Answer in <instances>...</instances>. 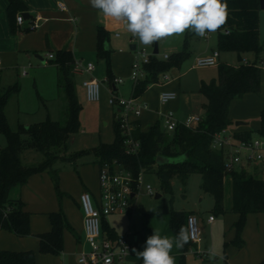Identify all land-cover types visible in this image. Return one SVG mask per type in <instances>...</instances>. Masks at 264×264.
Segmentation results:
<instances>
[{"label":"trees","instance_id":"obj_1","mask_svg":"<svg viewBox=\"0 0 264 264\" xmlns=\"http://www.w3.org/2000/svg\"><path fill=\"white\" fill-rule=\"evenodd\" d=\"M8 15L12 32L18 29L16 16L28 10L23 0H7ZM262 0H226L228 17L226 23L218 30L217 49L220 52L254 53L256 57L264 51V43L260 37V13ZM98 56L106 59L107 75L113 81L111 69V52L106 47L109 32L98 26ZM188 50L180 52L172 62L159 60L156 55L151 57L146 65V78L134 83V94L143 95L148 86L159 82V75L165 73L180 63L189 55ZM54 62L60 69L59 83L63 87L68 99V112L65 121L46 119L28 127L20 126L13 130L6 118V106L13 94H18L20 86H1L0 73V131L7 138V145L0 148V227L18 237L32 235L31 213L24 209L21 198H12L15 187L23 186L36 173H47L52 179L58 196L61 197L59 169L55 163L63 161L73 163L75 159L85 154H93L99 168L104 163L121 164V167L138 174L156 168L165 190L170 191V180L174 176L186 178L192 173H200L203 177L202 189L212 195L216 201V211L227 212L225 207L226 180L232 188V203L230 211L239 214L236 223L239 244H242L240 234L245 226L247 215L250 213H264V178L262 171L249 173L245 168L226 170L225 156L222 150L212 148L213 135L223 129L230 128L234 123L230 118V107L235 100L243 98L248 93H259L262 88V68L256 61L237 65L220 62L218 75L209 81L202 80L200 93L205 102L203 108L205 116L193 128L179 125L175 131L169 133L162 121L156 122L148 130H142L140 121L134 120L133 138L140 142V148L134 154H127L124 136L120 124L115 120V140L112 143H100L86 151H79L69 156H63L68 151L70 138L80 131V111L82 105L76 91L73 75L75 57L72 51L61 49L56 52ZM261 122L258 131H236L237 140H251L254 136L264 137V108L260 113ZM34 148L43 153V160L37 164L23 162L22 154L25 150ZM159 155L176 157L185 155V160L177 164L157 165ZM135 200L133 199V203ZM10 210L7 212V209ZM193 213L171 211L169 226L173 233L184 226L188 231V217ZM149 222L151 214L145 213ZM51 229L38 234L40 252L44 254L60 255L64 251V231L70 230L77 237L62 209L49 213ZM103 230L110 238H117L114 228L107 223ZM196 246L190 238L180 247L179 264H187V253ZM0 264H39L33 250L0 249ZM138 264H142L139 258ZM260 264H264V259Z\"/></svg>","mask_w":264,"mask_h":264},{"label":"rangeland","instance_id":"obj_2","mask_svg":"<svg viewBox=\"0 0 264 264\" xmlns=\"http://www.w3.org/2000/svg\"><path fill=\"white\" fill-rule=\"evenodd\" d=\"M260 30L261 40L264 43V10L261 13ZM113 33H115L114 30ZM113 33L109 32L111 69L125 79V84L119 86V97L128 99L132 95L134 81L127 75V71L132 67V63L138 59V50L145 49L148 54L156 55L159 60L172 62L180 52L186 49L190 52L188 57L179 66H173L166 71L175 79L169 82L150 84L148 90L141 97L150 106H159L160 108L162 107L158 102L160 92L171 89L169 87L164 88V84L172 85L174 88H180V91L177 89L178 99L186 96L190 100L191 106L188 111L190 114L199 113L202 118L205 116V110L202 106L205 99L200 93L199 83L202 79L209 81L216 78L218 67H196L194 65L197 57L202 56L200 52L210 49L211 52L218 50L215 47L218 31L210 34L208 39L195 36L191 32L162 39L157 43V54H154L155 44L151 47H145L126 31L123 32V37L117 40ZM131 44L136 45V50H131ZM165 55H168L169 58L166 59ZM220 56L222 60L232 62H237L238 58L234 52H220ZM85 62L95 64L94 76L97 80L103 81L107 77V61L98 56V53L93 58H87ZM36 68L42 69L43 67L33 57L32 62L27 61L21 67H2L0 70L2 87L13 86L17 83L20 86L19 93L10 97L5 110L6 118L13 130L19 129L20 126L28 127L40 123L48 118L59 121L67 119L68 99L63 87L58 83L55 91L51 84L55 76L52 78L51 72L46 69L43 71L40 69L38 81L35 82ZM24 69L29 71L31 75H22ZM57 71L60 78V69L58 68ZM172 90L176 89L170 91ZM77 94L82 105L79 116L80 132L71 138L68 151L63 156L86 151L100 143H112L115 140L114 125L117 107L114 108L110 104V96L107 90L102 87L99 102L87 101L83 90L78 88ZM245 96L235 100L231 106L230 112L234 123L230 129L233 132L238 129L235 124L238 120L248 122V127L254 131L260 129L259 117L263 108L261 109L254 100H248V97ZM162 108L168 110V107L163 106ZM242 115H247V118H240ZM6 145L7 138L0 131V148ZM22 158L26 164L37 165L43 160L44 155L42 152L30 148L24 151ZM54 167L60 171L61 197L58 196L52 179L41 173L32 175L25 185L15 187L11 193L12 198L21 197L25 203V208L33 212L32 224L35 227H43L49 224L48 211L59 209L64 212L75 211L80 194L84 190H91L95 194L99 193V165L93 154L82 155L73 163H65L63 159H60ZM242 168L248 172L252 171L251 168L247 169L245 166ZM144 173L145 180L153 186L155 195H149L146 190H142L132 209L124 213H114L108 217L109 225L114 228L118 236L128 234V240L133 249L142 251L147 237L153 234V230L161 236L174 239L176 235L169 226L170 213L174 210L191 212L200 217L201 241L187 253V264H260L263 261L264 213L247 215L245 226L240 234L242 240L240 245L237 238L238 227L236 226L239 214L230 211L232 188L229 178L226 180L228 184L225 189L224 202L227 212L217 213L215 198L202 189L203 177L200 173H192L186 180L180 176H174L170 180V191L165 190L156 168ZM156 194H160V197H156ZM153 209L156 211H151ZM145 213L151 214L149 222ZM211 215L214 216V220L210 223L209 217ZM0 243L5 246L11 245L8 240L1 238ZM212 248H215L223 256V259L220 256L210 258L209 250ZM133 249L130 255L126 256L127 259L125 258L126 264H137L138 262L139 256L135 255ZM171 254L175 264H179L180 247L174 246Z\"/></svg>","mask_w":264,"mask_h":264},{"label":"crops","instance_id":"obj_3","mask_svg":"<svg viewBox=\"0 0 264 264\" xmlns=\"http://www.w3.org/2000/svg\"><path fill=\"white\" fill-rule=\"evenodd\" d=\"M23 1L27 5L28 7L27 11L30 12V14H32V17L29 18L27 21H24L22 26L17 23L18 29L14 33L11 30V26L9 22L8 1L0 0V70L2 67H9V68L21 67L27 61L32 62L33 57H35L43 67L42 69L36 68L37 69L36 76L34 77L35 82L38 81L41 70L42 71L44 69L49 70L52 74V78H54L55 76V79L51 81V84L54 86L55 91L57 90L59 83L58 80L59 75L57 73L59 67L58 64L54 62L55 58L54 59L48 58V54L56 55V52L58 50L68 49L73 52L75 61H79L82 66H86L89 62L86 63L85 60L87 58H93L98 53L97 52L98 26L100 25L103 26L111 34L113 33L114 30L115 33L113 34L115 35L114 37H116L117 40L123 37V32L125 31L123 25L117 23L111 18H105L103 15L98 13L96 9L92 8L89 3V0H63L67 5V10L65 11L61 10L58 7V3H57L58 0H23ZM263 10L264 9L261 10V13ZM261 13H260V21H261ZM25 23L28 24L27 27L24 26ZM260 34H261V30H260ZM217 42H218V35H217ZM107 44H108L107 48L110 49L109 40ZM215 47H217V44L215 45ZM120 52H122V49H120ZM211 53H212L211 49L200 52V54L202 55H209ZM263 53L264 51L259 55V57H256L255 54L251 52L241 53V56L243 58V61L241 62L248 63L257 60V62L262 68V88L260 93L248 94L245 96L248 97V100L250 99L254 100L258 104V106L261 107V109L264 108ZM234 54L237 53L234 52ZM37 56L41 57L42 60L44 61L39 59ZM220 62H225L233 65H237L241 63L239 62L238 58H237V62H232V61L222 60L221 56L219 57V63ZM94 70H95V64H94V69L90 72L84 70L80 72H73L75 84H76V91L77 88L79 90H83L85 97H86V93H85V88L83 86V82L85 80L96 78L94 76ZM24 71H22V75L24 76L31 75L29 71H26L27 73L24 74L23 73ZM112 73L114 75V78L120 77L113 70ZM130 73H131V67L130 70L127 71V75L130 76ZM169 76H170L169 81H173L175 79L172 75L169 74ZM124 84H125V79L123 83L114 84L113 81L109 80L107 75V77L104 78L103 81H101V89L102 87H104L109 93V96H111V93H114L116 96L119 97V86ZM132 85H133L132 86L133 91L131 92V94H133L134 92V83ZM165 87L176 89L172 91L177 93V98L170 101L166 105H162L158 97V102L160 106L168 107V110H173L175 112V115L179 119H184L186 116L190 114L188 112L191 106L190 100L186 96H182L181 98L178 99L179 94L177 92V89L180 91V88L177 87L174 88V86L168 84H164V88ZM171 89H165L164 91H170ZM162 92H160V94ZM162 107L159 108V106H150V108L145 110L140 117L138 118L133 117V119L140 121V127L142 130H148L156 122L163 121L162 114L166 112L167 109L165 110ZM230 118L232 119L231 112H230ZM240 118H247V115H242V117ZM115 120H116V113H115ZM248 125L249 123L247 125L239 126L236 131L252 130L248 127ZM260 126H261V122H260ZM64 162L68 163L66 161ZM254 171H258V172L262 171V165L256 166ZM41 174L48 175L45 172ZM88 191H90L93 194V197L97 203L100 194V186H99V193L97 194H95L91 190ZM24 209L31 213L30 224H31L32 235L26 237H18L7 230L1 229L0 227V238L8 240V243L11 244L9 246H5L0 243V249L17 250V251L33 250L36 254V259L39 264H78V255L83 250L88 249V245L85 241V234H84V225H83L84 214L81 209L80 202L77 204V209H75V211L65 212V215L70 225L73 227L74 231L76 232L77 237L74 236V234L68 229L64 231V251L60 255L44 254L40 252V239L38 237V234L48 232L51 229L50 219L48 225H44L43 227H35L32 224L33 212L25 208V203H24ZM50 212L52 211L47 212L48 218ZM109 216L110 215L104 216L102 218V227L104 223H107L109 225V219H108Z\"/></svg>","mask_w":264,"mask_h":264},{"label":"built area","instance_id":"obj_4","mask_svg":"<svg viewBox=\"0 0 264 264\" xmlns=\"http://www.w3.org/2000/svg\"><path fill=\"white\" fill-rule=\"evenodd\" d=\"M58 7L65 11L67 5L63 0H58ZM25 19L22 13L16 16V22L23 25ZM207 35L205 38H208ZM134 38V37H133ZM137 48V47H136ZM136 50V49H135ZM138 59L132 63L130 77L134 83L146 78L148 71L146 65L150 62L152 55L145 49L137 51ZM220 51L213 50L209 55L197 57L196 67H214L219 64ZM48 58L54 59L55 54H48ZM165 58H169L165 55ZM94 63L89 62L82 66L79 61H75L73 72L92 71ZM26 74V70L23 72ZM170 76L168 73L159 75V82H168ZM124 78L116 77L113 83H123ZM86 98L89 102H98L101 99V81L94 79L83 82ZM177 98L174 91H163L160 96L162 105L168 104ZM109 102L117 107L116 121L120 124L124 136V145L127 154H134L140 148V142L133 138V117L138 118L142 113L150 108L147 101L141 98V95L133 94L128 98H121L111 93ZM163 127L171 133L179 125L188 128L195 127L202 117L200 114H189L184 119H179L173 110H167L163 114ZM230 128L223 129L213 135L212 148L222 150L225 156L226 170L231 171L235 168L247 167L254 169L262 165L261 176L264 178V137L256 135L251 140H237ZM100 194L97 203L93 194L86 190L80 195L79 202L84 214L83 225L85 241L88 245L87 250H83L78 255V264H126L125 258L133 249L128 240V234L118 236L115 239L110 238L109 234L102 229V218L114 213H124L133 208L137 198L142 190H146L149 195H155L153 186L145 180L144 171L138 174L121 167V164L104 163L99 168ZM132 195H134L132 197ZM133 199L135 202L133 203ZM10 208L7 209V212ZM214 216L209 217V222H213ZM188 234L190 240L198 244L201 241L202 229L200 228V219L196 214L188 217ZM192 249V248H191ZM190 249V250H191Z\"/></svg>","mask_w":264,"mask_h":264},{"label":"clouds","instance_id":"obj_5","mask_svg":"<svg viewBox=\"0 0 264 264\" xmlns=\"http://www.w3.org/2000/svg\"><path fill=\"white\" fill-rule=\"evenodd\" d=\"M89 3L105 18L123 25L125 31L145 47L186 32L206 37L217 32L228 17L226 0H89ZM188 239L184 226L174 239L153 230L143 250L133 249V252L141 258L142 264H175L171 254L173 247H183ZM209 256L223 259L215 248L209 250Z\"/></svg>","mask_w":264,"mask_h":264},{"label":"water","instance_id":"obj_6","mask_svg":"<svg viewBox=\"0 0 264 264\" xmlns=\"http://www.w3.org/2000/svg\"><path fill=\"white\" fill-rule=\"evenodd\" d=\"M261 9H264V0L261 1ZM22 15L24 16L25 21H27L29 18L32 17V14H30V12L25 11L22 12ZM25 27L28 26L27 23H25L24 25ZM106 47H108V44L106 43ZM131 50H135L136 49V45L135 44H131L130 45ZM158 53V44H155V48H154V54ZM238 56V60L239 62L243 61V58L241 56V53H237ZM39 59L42 60L41 57L37 56ZM44 61V60H42ZM236 126H243V125H247L248 122L242 121V120H238L235 122ZM185 160V155H180V156H176V157H168V156H164V155H159L156 159V163L157 165H165V164H177L180 163L182 161ZM134 195H132L133 197ZM156 197H160V194H156ZM141 208L143 209V206H141Z\"/></svg>","mask_w":264,"mask_h":264}]
</instances>
